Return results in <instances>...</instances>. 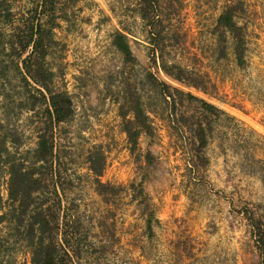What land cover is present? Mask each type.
I'll use <instances>...</instances> for the list:
<instances>
[{"label":"rangeland","instance_id":"1","mask_svg":"<svg viewBox=\"0 0 264 264\" xmlns=\"http://www.w3.org/2000/svg\"><path fill=\"white\" fill-rule=\"evenodd\" d=\"M229 5L242 66L231 32L217 38ZM37 21L48 86L71 98L70 115L49 125L13 51ZM116 30L134 60L112 42ZM174 64L199 87L166 71ZM134 99L150 123L135 145L119 113L132 118ZM0 119V264L32 263L36 210L63 264H263L244 210L264 226V0H0ZM41 134L52 140L46 159ZM10 163L31 174L24 214L8 196Z\"/></svg>","mask_w":264,"mask_h":264},{"label":"trees","instance_id":"2","mask_svg":"<svg viewBox=\"0 0 264 264\" xmlns=\"http://www.w3.org/2000/svg\"><path fill=\"white\" fill-rule=\"evenodd\" d=\"M48 0H40V4H46ZM149 7V3L147 5H143L141 7V15L143 17H147V8ZM153 23L152 20H150ZM37 24L39 22H33L28 27V32L21 37L17 38L19 46H14L13 51L16 54L17 58L21 62L23 66V70L27 76H30L34 81V88L38 91L41 100L47 102L46 111H47V119L48 125L59 122L61 120L66 119L70 113L72 112L71 107V98L66 90H58L53 91L48 86V78L51 77V70L47 69L44 66V58L47 53V50L42 42V34L37 30ZM216 26L222 28L217 34V38L219 41L223 40L225 36V31L229 30L234 39V54L236 57V61L239 65H244L246 62L244 53H245V44H244V33L241 31V26L237 24V21L234 18V6L229 5L217 16ZM11 43H14L13 40H10ZM112 42L116 45V47L123 53L125 59L134 60L135 57L132 54L130 46L128 44L126 33L122 30H116L114 33ZM222 53L224 51L222 50ZM173 67L177 69L176 73H172L171 69L167 70V72L171 73L175 78L180 81H183L186 84L194 85L199 87L198 84L192 82L191 80H187L182 76L183 67L179 64H174ZM26 75H24V79L26 80ZM27 81V80H26ZM164 87L165 84L160 82ZM189 97L199 99L203 108L208 111H212L216 114L226 113V111L216 106L214 103L207 101L204 98H200L191 92H186ZM173 97V96H172ZM134 104L132 106L133 117L128 118L127 109H120V115L123 118V129L127 133V137L129 141L135 145L137 141V137L139 136L141 131H149L150 123L148 121V115L146 114L143 107L140 105L137 99H134ZM174 103V102H173ZM2 126V122L0 119V127ZM195 137L199 140L200 147L206 143V130L205 126L201 124V122H197V128L194 132ZM52 140H49L45 134L39 135L38 145L36 147L37 158H45L46 155L52 153ZM5 140L0 139V157L1 150H6L4 146ZM9 169V179H8V196L11 201L17 199L18 206L21 207L20 212L22 214L25 213L27 206L32 203V191L33 187L31 182V174L27 170H23L21 165L16 163L8 164ZM91 168L95 171L99 170L96 168L94 164L91 163ZM1 200V195H0ZM32 200V201H31ZM247 218L249 219L252 225V235L255 237V244L258 247L261 253H264V226H262V222L259 219L253 218L252 214L246 209L244 210ZM23 219H20L22 221ZM28 226L30 231L36 230L39 235L37 240L34 242L32 248V258L31 264H63L60 259H57L55 254L57 251V247L53 242L44 243L43 235V227L45 226V219L43 216L42 210H36L31 212L30 218H28ZM149 224V221H148ZM264 255V254H263ZM262 263L264 264V258Z\"/></svg>","mask_w":264,"mask_h":264}]
</instances>
